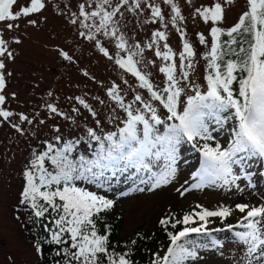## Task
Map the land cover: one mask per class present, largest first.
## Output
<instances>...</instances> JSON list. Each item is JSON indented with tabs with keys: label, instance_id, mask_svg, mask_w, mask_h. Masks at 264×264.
<instances>
[{
	"label": "snow or ice",
	"instance_id": "obj_1",
	"mask_svg": "<svg viewBox=\"0 0 264 264\" xmlns=\"http://www.w3.org/2000/svg\"><path fill=\"white\" fill-rule=\"evenodd\" d=\"M186 2L192 4V0ZM163 3L170 6L172 13L163 27L168 29L171 24L179 34V52L167 42L165 30L153 31L145 45L138 41L130 44L120 31L122 8L135 14L147 9L149 20L145 22H164L165 15L153 0H132L131 4L129 0L116 4L113 0H85L79 4L78 13H70L68 22L76 27L77 35L134 77L137 88L144 91L125 90L115 81L105 88L112 105V115L107 118L112 127L108 129L83 97L69 98L93 118L94 126L82 129L76 120L80 107L73 106L75 115H69L54 103L44 105L49 118L70 120L82 132L65 136L60 125H53V136L44 140L39 150H33L23 171L20 204L31 210L30 219L48 233L46 239L36 241L35 251L43 255V243L56 245L59 259L54 264H134L130 250L117 251L112 246L107 226L103 232L97 227V219L116 203L106 193L114 184L133 177L149 185L148 191L170 184L177 174L183 144L192 145L202 160L199 170L192 173L196 181L177 189L181 197L206 186L229 190L235 187L239 192L242 189L237 181L242 180L251 187L253 173L245 171L246 160L264 158V0H245L246 9L228 27L223 26L225 5L234 0H205L199 6L193 5V17L207 25V37L203 32L197 34L199 43L207 48L203 54L197 53L180 27L179 22L185 20L180 6L174 0ZM46 7V0H0V125L7 123L21 134L23 124H44L45 120L38 119L39 113L30 118L5 107L7 98L2 93L6 75H11L6 72V60L15 57L4 32L19 28L22 19L35 26L38 21L31 17ZM104 40L114 44L116 51H110ZM13 42L19 44L20 40L14 38ZM145 48L162 61L160 65L156 60L147 62L163 74L161 85L140 67ZM58 54L64 61L76 63L68 51L58 49ZM198 55L205 61L203 84L192 78ZM82 72L90 76L87 70ZM122 83L127 85L128 81L124 79ZM128 91L132 92L130 98H126ZM95 99L105 104L99 97ZM14 116L19 123L13 122ZM229 120L236 123L231 141L223 147L213 135L218 130L213 125L222 129ZM209 141L216 142L213 146ZM234 166L240 167L239 174ZM130 190L145 191L142 187ZM237 212V223H227ZM217 222L223 227L211 226ZM159 224L168 244L151 254L150 264H200L204 259L202 250L223 246L213 233L225 231L243 245L244 256L237 264H264V203H221L215 208L197 204L182 216L171 213L160 218ZM131 243L135 245L136 240Z\"/></svg>",
	"mask_w": 264,
	"mask_h": 264
},
{
	"label": "rangeland",
	"instance_id": "obj_2",
	"mask_svg": "<svg viewBox=\"0 0 264 264\" xmlns=\"http://www.w3.org/2000/svg\"><path fill=\"white\" fill-rule=\"evenodd\" d=\"M84 2L85 0H46L47 7L38 16L31 17L38 21L35 26L28 25L22 19L19 21V28L4 32V38L10 42L9 47L15 57L14 60H6V72L11 75H6V87L2 93L7 98L5 107L14 113L23 112L30 118L39 113L38 119L45 120V123L23 124L24 134L17 132L7 123L0 125V264H35L38 259V253L27 236L24 214L17 209L25 183L23 171L28 165L33 150H39L38 146L53 136V125H60L65 136L82 134L70 120L62 117L49 118L44 105L54 103L69 115H75L71 111L73 106L80 107L81 112L76 120L82 129L85 125L94 126L93 118L86 109L69 98L83 97L97 111L98 118L104 121L108 129L112 127L107 122L108 116L112 115V105L106 97L105 88L115 81L125 90L131 88L144 91L137 88L134 77L123 72L96 48L90 46L88 41L80 38L76 27L68 22L70 13H78L79 4ZM118 2L119 0H113V4ZM129 2L131 4L132 0ZM153 2L161 7L165 15L164 22H145L149 20L147 9L135 14L122 8L124 15L120 18V31L125 34L130 44L138 41L141 45H145L150 42L153 31L165 30L168 34L167 42L174 51L179 52L182 48L179 34L171 24L168 29L163 27V23H167L172 15L170 6L164 4L163 0H153ZM174 2L180 6L185 17V20L179 24L186 32V38L193 44L198 54H203L207 48L199 43L197 34L203 32L207 37V25L198 17H193L192 11L193 5L199 6L205 0H192L191 5L186 0H174ZM225 7L226 18L223 26L228 27L235 23L239 14L246 9V3L245 0H234V3L226 4ZM2 27L3 25L0 24V28ZM14 38H18L20 43L13 42ZM104 43L110 51H116L114 44L107 40H104ZM58 49L68 51L73 55L76 63L70 64L64 61L59 56ZM151 60H156V65L162 63L153 55L152 50L145 48L144 64L140 67L150 73L155 84L161 85L164 76L159 73L158 67L147 63ZM82 70H87L90 76L85 77ZM203 76L204 60L198 55L192 78L196 83L203 84ZM90 77H95V80ZM124 79L128 81L127 85L122 83ZM49 92L53 95L49 96ZM13 93H15L14 97ZM131 95L132 92L128 91L126 98H130ZM95 97L104 100L105 104H99ZM12 119L13 122L19 123L15 116ZM235 123V120H229L222 129L213 125L218 128L213 135L223 147H226L232 139ZM216 141L209 143L214 146ZM201 160L200 153L192 145L185 143L180 149L176 177L170 184L154 191H148L149 185L140 184L135 177L114 184L112 191L106 194L109 198L115 199L116 203L112 210L101 215L102 218L109 221L113 215L119 214L120 237L124 238L129 236L139 224L146 234H151L155 231L161 215L168 211L183 214L191 211L197 204L215 208L221 203L225 205L241 202L253 205L264 203V158L258 156L246 160L245 171L253 173L251 187L248 186V181L242 180L237 181L242 189L239 192L235 187L229 190L206 186L203 189L192 190L181 197L177 189L182 190V186L188 187L196 181L192 173L199 170ZM234 171L239 174L240 167L234 166ZM185 181H188V184H185ZM136 187H142L145 191L130 190ZM123 192H127L128 195H120ZM239 218L240 214L237 212L228 219L227 223L236 224ZM211 226L223 227V224L217 222ZM213 235L222 242L223 246L202 250L201 255L204 259L200 264H237V261L244 256L242 245L231 232L225 231ZM167 244V240H160L156 251L166 247ZM220 252L223 255H220Z\"/></svg>",
	"mask_w": 264,
	"mask_h": 264
},
{
	"label": "trees",
	"instance_id": "obj_3",
	"mask_svg": "<svg viewBox=\"0 0 264 264\" xmlns=\"http://www.w3.org/2000/svg\"><path fill=\"white\" fill-rule=\"evenodd\" d=\"M204 75H205V61H204ZM231 141V140H230ZM229 144V143H228ZM227 144V146H228ZM226 146V147H227ZM19 211L24 214V221L27 225V236L30 242L35 245L37 240L46 239L48 233L42 229L40 223L34 222L31 217V210L25 205L19 203L17 207ZM171 213H175L176 216H182L183 214H178L175 211H168L167 213L161 215L163 218ZM159 218V219H160ZM105 226L110 230V241L112 246L115 247L117 251H131V259L134 264H150L151 254L156 252L160 240H167L166 233L163 227L159 224L151 234H146L142 229L141 225H137L129 236L124 238L120 237L121 231V217L119 214H115L109 221H105L102 216L97 219V227L102 232L105 230ZM242 229L236 228V231H241ZM136 240V244L133 245L131 242ZM43 255L38 254V259L35 264H54L56 259V245L43 243ZM242 249L243 245H242Z\"/></svg>",
	"mask_w": 264,
	"mask_h": 264
},
{
	"label": "bare ground",
	"instance_id": "obj_4",
	"mask_svg": "<svg viewBox=\"0 0 264 264\" xmlns=\"http://www.w3.org/2000/svg\"><path fill=\"white\" fill-rule=\"evenodd\" d=\"M262 174V173H261ZM260 177H262V176H260ZM258 181V180H257ZM261 182V181H260Z\"/></svg>",
	"mask_w": 264,
	"mask_h": 264
}]
</instances>
